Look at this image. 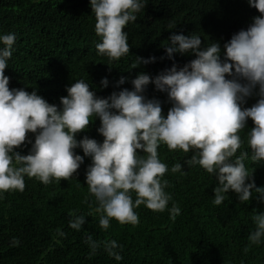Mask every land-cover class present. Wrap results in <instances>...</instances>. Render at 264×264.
Returning <instances> with one entry per match:
<instances>
[{
	"label": "clouds",
	"instance_id": "obj_1",
	"mask_svg": "<svg viewBox=\"0 0 264 264\" xmlns=\"http://www.w3.org/2000/svg\"><path fill=\"white\" fill-rule=\"evenodd\" d=\"M146 4V0H89L94 31L101 40L96 45L97 55L111 63L129 54L124 29L137 20ZM247 4L259 15L222 48L215 41L204 46L195 33H173L163 46L165 56L159 59L174 61V54L194 57L183 66L173 62L155 76L143 71L131 80L121 76L113 87L130 83L131 90L120 88L107 97L96 96L88 82L78 79L65 89L67 95L60 98L59 107L35 90L9 88L5 69L17 37L14 32L0 34V199L7 192H23L25 177L45 186L67 181L84 157H89L85 183L96 207L88 215L99 217L100 228L106 231L112 220L137 226L135 209L141 205L157 213L168 210L175 221L181 210L176 204L168 209L172 198L165 191L168 181L163 177L169 171L185 173L180 163L169 169L161 161L158 149L164 145L169 151H191L184 163L199 166L215 177L214 206L225 201L229 192L241 203L253 199L255 193V199L264 204V186H255L253 170L244 163L246 159L264 162V0H247ZM156 60L154 56L136 57L131 68ZM149 84L156 92L166 94L171 104L166 116L159 100L145 97ZM108 85L106 77L100 80L101 88ZM254 95L258 97L256 102L243 107ZM96 118L102 143L87 135L77 140V134ZM248 120L254 126L246 133L248 150H244L241 132ZM27 134L34 136V142L27 140ZM26 142L31 143L27 155L15 151ZM77 149L83 157L76 154ZM69 215L68 226L80 231L86 223L85 215ZM251 220L254 228L247 237L245 253L251 246L264 243V211H254ZM57 235L66 234L57 230ZM85 243L91 255L102 248L115 261L123 259V247L116 240L96 241L89 235ZM11 245L18 246L19 240L13 238Z\"/></svg>",
	"mask_w": 264,
	"mask_h": 264
},
{
	"label": "trees",
	"instance_id": "obj_2",
	"mask_svg": "<svg viewBox=\"0 0 264 264\" xmlns=\"http://www.w3.org/2000/svg\"><path fill=\"white\" fill-rule=\"evenodd\" d=\"M144 10L137 20L128 24L129 54L119 61L109 63L97 55L96 45L101 42L94 31L95 18L89 0H0V34H16L15 51L9 60L5 75L9 88L35 90L48 103L59 107L65 89L78 79L90 84V91L98 97H107L120 88L131 90L130 83L114 88L121 77L131 80L143 71L155 76L175 62L178 66L193 56L174 54V61L165 56L163 46L173 34H198L202 44L219 42L221 48L230 37L241 29H247L259 13L250 8L247 0H146ZM171 26V27H170ZM154 56L156 62L132 69L136 57ZM109 80L107 88L100 87L102 78ZM145 97L161 102L162 115L166 116L171 104L164 93L156 92L149 84ZM257 96L247 99L243 107H251ZM94 119L86 130L77 134L79 140L87 135L102 143L103 137L96 129ZM254 125L248 120L241 132L244 150L247 149L246 133ZM34 142V136L27 134ZM31 143L15 149L27 155ZM160 159L170 169L180 163L185 173L166 172L165 189L171 195L168 209L173 204L180 208L175 221L170 211L153 212L143 205L135 209L139 224L120 225L112 220L105 231L99 227V217L88 213L96 207L94 197L88 193L85 175L91 164L89 157L69 180L43 185L35 178L25 177L23 192L12 191L0 199V264H264V243L251 246L248 252L247 237L254 225V211H264L253 193V199L241 203L232 192L219 206L212 204L214 176H209L199 166L189 167L191 151H169L161 145ZM76 154L83 157L80 149ZM143 155L142 152L138 153ZM239 154V150L237 155ZM256 187L264 186V162L245 160ZM79 183V185H78ZM135 198V197H134ZM85 215L86 223L80 231L72 230L69 213ZM57 230L66 235H57ZM93 240H116L123 247L119 262L110 258L103 249L95 255L85 243ZM13 238L19 240L12 246Z\"/></svg>",
	"mask_w": 264,
	"mask_h": 264
}]
</instances>
